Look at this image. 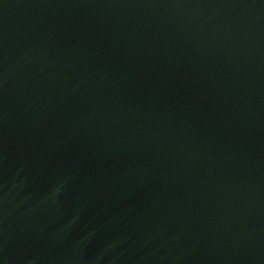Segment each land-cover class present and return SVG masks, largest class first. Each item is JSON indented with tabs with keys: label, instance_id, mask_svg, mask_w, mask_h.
<instances>
[{
	"label": "water",
	"instance_id": "95a60500",
	"mask_svg": "<svg viewBox=\"0 0 264 264\" xmlns=\"http://www.w3.org/2000/svg\"><path fill=\"white\" fill-rule=\"evenodd\" d=\"M0 264H264V0H0Z\"/></svg>",
	"mask_w": 264,
	"mask_h": 264
}]
</instances>
